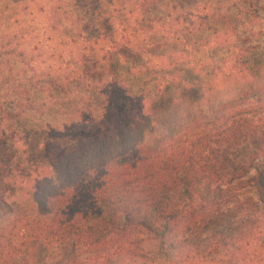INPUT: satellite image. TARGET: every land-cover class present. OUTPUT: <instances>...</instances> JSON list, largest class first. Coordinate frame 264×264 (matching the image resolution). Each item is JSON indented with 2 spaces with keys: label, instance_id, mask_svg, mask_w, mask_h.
<instances>
[{
  "label": "trees",
  "instance_id": "obj_1",
  "mask_svg": "<svg viewBox=\"0 0 264 264\" xmlns=\"http://www.w3.org/2000/svg\"><path fill=\"white\" fill-rule=\"evenodd\" d=\"M118 1L142 14L160 2ZM90 2L105 36L91 56L56 60V68L48 64L38 73L16 37L0 39V126H7L0 131L22 149L4 154L0 141V264H264V71L248 73L264 66L263 52L229 48L222 64L231 68L219 66L222 77L213 72L206 83L187 81L174 61L154 54L163 39L145 38L147 31L122 18L115 1ZM169 3L162 7L166 24L157 23L163 31L185 29L166 43L190 48L199 30L190 19L203 23L207 15L196 5ZM50 12L54 30L71 18L60 5ZM214 16L238 34L231 15ZM127 53L138 55L154 79L137 104H143L137 120L93 141L97 125L89 116L69 125H25L40 95L51 98L46 106L60 108L53 94L67 99L93 89L105 123L118 107L115 95L125 92L115 70ZM12 61L31 75L14 74ZM219 80L228 97L216 93ZM246 190L256 199L244 197Z\"/></svg>",
  "mask_w": 264,
  "mask_h": 264
},
{
  "label": "rangeland",
  "instance_id": "obj_2",
  "mask_svg": "<svg viewBox=\"0 0 264 264\" xmlns=\"http://www.w3.org/2000/svg\"><path fill=\"white\" fill-rule=\"evenodd\" d=\"M113 1L124 9L121 11L122 18L126 17L129 23L147 31L146 34L141 33L145 38L157 43L163 39L162 50L160 52L154 50V54L165 55L160 59L166 64L174 61L177 69H183L186 72L183 77L187 81L198 80L206 83L209 75H212L213 72L222 77L218 74L219 66L225 73L231 68L230 64H222L230 55L229 48L232 50L233 47L251 45L264 54V0H197L198 2L194 1L193 4L191 1L186 3V0H160L159 7L157 6L158 11L154 9L148 14L136 13L132 6L121 4L118 0ZM168 2L175 5L176 9H179L178 5H181L180 8L196 5V10L200 11L202 16L207 15L206 21L203 23L200 18L190 19L196 23L199 29L192 37V43L193 41L194 43L190 48L166 43L165 38L178 36V33L185 29L183 26L179 27L178 31L177 29L171 32L163 31L164 28L160 25L166 24L168 12H163L165 9L162 7ZM58 5L69 12L71 18L59 30H54L50 11ZM220 13L231 15L234 22L241 26H239L237 35L233 36L225 31L224 24L214 16ZM244 24L246 28L242 27ZM185 25L187 26L188 22ZM99 36L103 37L104 32L90 0H62V2L57 0H0V39L16 37L14 41H17V49L24 51L29 59L34 57V65L38 73L43 68H48V64L56 68V60L73 61L74 59H83L88 55L91 56V51L98 48L96 43L100 40ZM150 53L152 52L150 51ZM125 56L127 57L126 62L117 65L115 70L117 75L115 82L119 83L118 87L125 92L119 90L118 95H115L118 107L113 111V117L107 118L105 123H99L101 117L104 118L103 110H101V94L96 91L97 89H93L92 91L80 90V95L75 94L74 97L67 99H64L63 95L53 94L56 104H59L60 108L53 105H50L52 106L50 108L49 104L46 106L44 101L49 102L51 98L40 95V99L34 105L37 112L33 111L27 115L28 122L27 124L24 122L25 125L38 128L47 123L55 124V126L62 125L66 121V124L69 125L73 119H75V123L77 121L81 123L82 119L89 116L96 119L97 125L89 139L93 141L108 134L113 135L118 129L116 125H128L137 120L140 117L138 106L143 105L141 103L137 106V104L152 92L154 79L152 71L144 67L138 55L127 53ZM11 65L13 73L16 75L20 73L22 76L29 77L32 73L27 69V74H24L27 67L20 66L13 61ZM1 69L4 74H7L6 67L2 66ZM249 70L250 75L261 73L264 71V66L259 71ZM9 72L8 74H10ZM190 72H194L195 77H191ZM121 82L124 83V86ZM215 84L217 85L216 93L220 96L221 92H224L220 89L223 84L220 80ZM98 89L102 93V87ZM129 94L132 96L142 95L131 98L127 96ZM228 96L229 93L226 91L222 97ZM76 105H79L80 109L75 111ZM81 114H83L82 117ZM117 121H120V124ZM4 127H7L6 124ZM4 127L0 126V128ZM99 127H102L103 131H99ZM67 131L61 133L62 137L68 135ZM4 133H6L5 129L0 131V141L5 142L1 149L2 153L5 154L6 151L11 153L9 150H12L14 153L21 154V144L17 145L16 142V145L11 147L9 145L11 143L3 138ZM70 135H74L77 140L82 139L79 134L76 136L75 132H70ZM55 152L54 149L50 150L53 155ZM244 197L256 199L251 190H246Z\"/></svg>",
  "mask_w": 264,
  "mask_h": 264
}]
</instances>
